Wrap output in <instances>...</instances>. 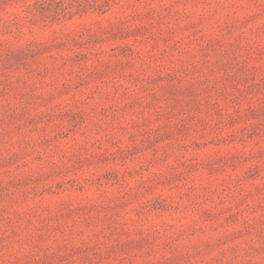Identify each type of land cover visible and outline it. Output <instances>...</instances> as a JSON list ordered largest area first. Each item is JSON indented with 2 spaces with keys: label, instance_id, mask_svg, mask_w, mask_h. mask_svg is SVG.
<instances>
[{
  "label": "rangeland",
  "instance_id": "obj_1",
  "mask_svg": "<svg viewBox=\"0 0 264 264\" xmlns=\"http://www.w3.org/2000/svg\"><path fill=\"white\" fill-rule=\"evenodd\" d=\"M0 264H264V0H0Z\"/></svg>",
  "mask_w": 264,
  "mask_h": 264
}]
</instances>
